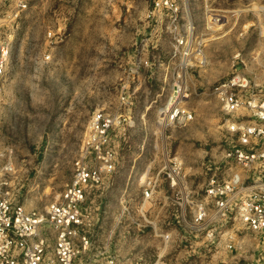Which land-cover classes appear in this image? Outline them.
Segmentation results:
<instances>
[{
  "label": "rangeland",
  "instance_id": "1",
  "mask_svg": "<svg viewBox=\"0 0 264 264\" xmlns=\"http://www.w3.org/2000/svg\"><path fill=\"white\" fill-rule=\"evenodd\" d=\"M153 1L0 0V22L12 26L14 38L0 94V178L16 201L44 210L72 180L93 113L123 114L127 124L112 142L116 171L88 200L96 258L264 264L263 234L194 218L197 202H207L209 175L236 142L227 122L254 119L246 106L226 111L216 87L245 73L255 94H264V0H173L189 55L184 46L176 50L166 14L161 25L152 19ZM175 83L192 119L163 125L160 110L176 94ZM230 168L249 174L225 161L222 169Z\"/></svg>",
  "mask_w": 264,
  "mask_h": 264
},
{
  "label": "built area",
  "instance_id": "2",
  "mask_svg": "<svg viewBox=\"0 0 264 264\" xmlns=\"http://www.w3.org/2000/svg\"><path fill=\"white\" fill-rule=\"evenodd\" d=\"M163 13L169 19L165 30L175 40L176 50L184 46L183 55H189L186 52L191 50L186 39L189 35L180 31L177 3L154 0L150 16L157 25L163 23ZM12 31V26L5 29L0 22V94L12 68ZM51 59L52 54L48 53L46 60ZM140 65L137 63V68ZM138 71L134 69V72ZM178 83L176 94L160 110L163 125L183 124L192 119V113L180 105L185 95ZM215 90L226 111L234 113L246 106L254 119L236 118L227 122V130L236 136V142L224 153L221 164L216 166L218 171L209 175L205 188L207 202H197L194 218L198 224L210 218L224 223L238 222L264 235V94H255L245 73H237ZM243 92L250 95L245 99ZM124 103L131 102L126 100ZM127 119L123 114L102 110L93 113L85 150L76 163L72 180L66 184L60 198L44 210L31 209L16 201L13 192L6 189L9 183L0 178V264H114L112 259H98L93 254L97 247V228L88 200L92 189L109 182L116 171L118 153L112 144L113 137L116 130L127 124ZM225 161L240 165L249 174L241 176L237 168H230L227 174L222 169ZM176 166L170 168L173 186L177 185L175 178L179 169ZM12 168L5 169L10 172ZM208 168L211 170L212 167ZM220 169L225 176L220 175Z\"/></svg>",
  "mask_w": 264,
  "mask_h": 264
},
{
  "label": "bare ground",
  "instance_id": "3",
  "mask_svg": "<svg viewBox=\"0 0 264 264\" xmlns=\"http://www.w3.org/2000/svg\"><path fill=\"white\" fill-rule=\"evenodd\" d=\"M182 81V80H181ZM176 84V83H175ZM185 93V92H184ZM174 96V95H173Z\"/></svg>",
  "mask_w": 264,
  "mask_h": 264
}]
</instances>
